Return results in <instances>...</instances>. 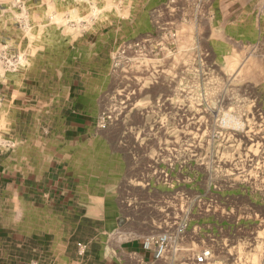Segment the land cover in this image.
<instances>
[{
    "label": "rangeland",
    "instance_id": "obj_1",
    "mask_svg": "<svg viewBox=\"0 0 264 264\" xmlns=\"http://www.w3.org/2000/svg\"><path fill=\"white\" fill-rule=\"evenodd\" d=\"M261 3L0 0V171L42 174L54 145L84 146L91 135L66 127L75 119L136 163V178L114 184L136 194L116 200L129 210L109 242L128 238L124 221L137 237L185 221L209 264H264ZM78 178L79 193L109 189ZM72 232L87 242V227Z\"/></svg>",
    "mask_w": 264,
    "mask_h": 264
},
{
    "label": "crops",
    "instance_id": "obj_2",
    "mask_svg": "<svg viewBox=\"0 0 264 264\" xmlns=\"http://www.w3.org/2000/svg\"><path fill=\"white\" fill-rule=\"evenodd\" d=\"M261 2L255 6V16L260 19L264 18V0ZM251 45L264 47V32ZM77 124L74 119L66 127L91 138L80 148L70 141L54 145L52 166L42 174L19 175L9 167L0 171V264H149L152 254L141 246L145 236L137 237L132 223V227L125 221L122 225L121 233L128 238L109 242L116 214L129 210L116 200L136 194V183L127 188L114 184L136 178V163L125 154L121 156L127 162L116 161L119 156L112 153L111 145L105 149L104 131L77 128ZM131 132L136 133V127H131ZM82 176L87 182L109 183V189L89 193L87 188L84 194L79 193L75 183L84 181L78 178ZM78 224L89 230V238L84 239L87 242L78 241L86 244L82 254L78 253V242L74 245L70 241ZM103 231L109 232L106 238L99 234Z\"/></svg>",
    "mask_w": 264,
    "mask_h": 264
},
{
    "label": "built area",
    "instance_id": "obj_3",
    "mask_svg": "<svg viewBox=\"0 0 264 264\" xmlns=\"http://www.w3.org/2000/svg\"><path fill=\"white\" fill-rule=\"evenodd\" d=\"M187 223L176 222L162 229L160 232L145 236L141 246L143 250L151 252L149 264H209L213 260L210 247L204 243L195 250L193 245L186 242ZM78 253H84L86 244L77 243ZM143 262V258L140 259Z\"/></svg>",
    "mask_w": 264,
    "mask_h": 264
},
{
    "label": "bare ground",
    "instance_id": "obj_4",
    "mask_svg": "<svg viewBox=\"0 0 264 264\" xmlns=\"http://www.w3.org/2000/svg\"><path fill=\"white\" fill-rule=\"evenodd\" d=\"M126 82V81H125ZM135 86H136V82H135ZM140 88V87H139ZM139 92V91H138ZM136 93V92H135ZM124 97H125V100H123L122 99V101H124L123 103H126L125 104V106L124 107H126L127 106V103H128V96L127 95H124ZM127 109V108H126ZM124 110V109H123ZM136 116V115H135ZM191 117V116H190ZM202 119V118H201ZM182 130V129H181ZM187 131H189V130H187ZM203 131V130H202ZM252 132V131H251ZM193 133H194V131H193ZM202 133V132H201ZM248 135V134H247ZM173 137V136H172ZM175 139H176V137H175ZM186 143V142H185ZM250 144V143H249ZM252 144V143H251ZM174 146V145H173ZM250 146V145H249ZM250 148V147H249Z\"/></svg>",
    "mask_w": 264,
    "mask_h": 264
}]
</instances>
